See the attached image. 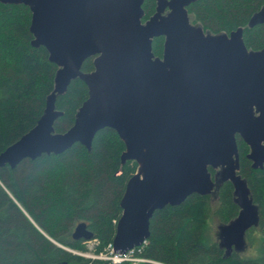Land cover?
Masks as SVG:
<instances>
[{
    "label": "water",
    "instance_id": "water-1",
    "mask_svg": "<svg viewBox=\"0 0 264 264\" xmlns=\"http://www.w3.org/2000/svg\"><path fill=\"white\" fill-rule=\"evenodd\" d=\"M31 8L35 47L44 46L58 65L55 89L37 125L0 154V167L60 154L76 143L92 149L97 132L114 129L124 141L122 163L139 167L121 199L113 246L126 252L150 236L155 211L182 204L190 195H210L225 181L235 187L239 215L222 226L219 243L232 245L257 226L259 207L239 173L237 135L250 146L254 169L264 166V46L250 50L242 27L212 34L191 22L188 6L198 0H156L145 22L146 0H0ZM166 12V14H165ZM264 23V6L250 26ZM164 36V53L153 40ZM94 57V70L83 63ZM89 88L74 124L55 132L63 114L57 95L75 79ZM210 167H222L213 176ZM217 194V191H216ZM73 238L93 232L79 223Z\"/></svg>",
    "mask_w": 264,
    "mask_h": 264
},
{
    "label": "trees",
    "instance_id": "trees-1",
    "mask_svg": "<svg viewBox=\"0 0 264 264\" xmlns=\"http://www.w3.org/2000/svg\"><path fill=\"white\" fill-rule=\"evenodd\" d=\"M156 0H146L143 21L156 11ZM264 6V0H198L188 6L191 22L212 34L242 27L250 50L264 46V23L250 26V20ZM32 11L23 3L0 1V154L34 128L43 116L48 96L55 89L58 65L50 60L46 47L32 44ZM165 37L153 40L155 56L162 57ZM94 57L82 70H94ZM89 88L75 79L67 91L57 95L56 108L63 114L56 120V133L66 132L87 100ZM239 173L247 181L251 197L259 207L260 220L246 232L258 255L242 258L212 237L209 218L213 197L193 194L182 204L155 211L151 234L139 264H264V166L254 169L247 157L250 146L237 135ZM124 141L112 128L97 132L92 149L76 143L60 154H43L24 159L15 168L0 167V264H109L86 256L87 241L73 238L75 227L86 222L98 242L95 253L112 243L122 215L121 199L138 163H122ZM215 175V170L210 167ZM231 181L217 189L215 214L224 224L240 212ZM123 264H131L124 262Z\"/></svg>",
    "mask_w": 264,
    "mask_h": 264
},
{
    "label": "rangeland",
    "instance_id": "rangeland-1",
    "mask_svg": "<svg viewBox=\"0 0 264 264\" xmlns=\"http://www.w3.org/2000/svg\"><path fill=\"white\" fill-rule=\"evenodd\" d=\"M165 14H166V12H165ZM221 169H222V167H218V168H215L214 170L216 173H218L219 171H221ZM219 184L220 183L218 182L217 187H219ZM216 191H217V188H215V191L212 194L213 211H212L211 216L209 218L208 225H209V230L212 233V237L215 240L219 241V238L221 237V233H222V226L224 224L220 221V219L217 217V215L214 212L218 206V197H217ZM97 244H98V242L96 240L87 241L89 251L85 252L86 256L91 255V254L92 255L95 254L94 247ZM232 249H235L240 254V256H242V258H250L252 256L258 255L257 248L254 246H251L248 238H246V237H244L243 240L241 242H239L238 244L234 243L232 245ZM88 257H91V256H88ZM130 263L134 264L132 262H130Z\"/></svg>",
    "mask_w": 264,
    "mask_h": 264
},
{
    "label": "built area",
    "instance_id": "built-area-1",
    "mask_svg": "<svg viewBox=\"0 0 264 264\" xmlns=\"http://www.w3.org/2000/svg\"><path fill=\"white\" fill-rule=\"evenodd\" d=\"M145 243L146 241L142 245L136 246L126 252H117L115 251L112 242L108 244L105 250L101 253H95L93 255L91 254L88 256L108 261L109 264H123L124 262H132L134 264H139L143 262H149L150 260L148 258L141 255Z\"/></svg>",
    "mask_w": 264,
    "mask_h": 264
},
{
    "label": "flooded vegetation",
    "instance_id": "flooded-vegetation-1",
    "mask_svg": "<svg viewBox=\"0 0 264 264\" xmlns=\"http://www.w3.org/2000/svg\"><path fill=\"white\" fill-rule=\"evenodd\" d=\"M157 3V2H156ZM156 7H157V5H156ZM155 13V12H154ZM151 17V16H150ZM145 22V21H144ZM232 251H234V252H237L235 249H232ZM238 253V252H237Z\"/></svg>",
    "mask_w": 264,
    "mask_h": 264
}]
</instances>
